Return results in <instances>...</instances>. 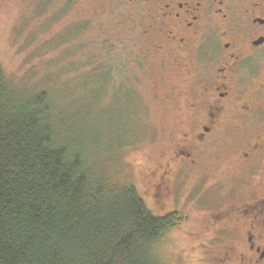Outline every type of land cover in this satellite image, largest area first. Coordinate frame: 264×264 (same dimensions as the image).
<instances>
[{
    "label": "flooded vegetation",
    "instance_id": "obj_1",
    "mask_svg": "<svg viewBox=\"0 0 264 264\" xmlns=\"http://www.w3.org/2000/svg\"><path fill=\"white\" fill-rule=\"evenodd\" d=\"M118 7L143 46L129 49L131 66L119 54V89L138 93L152 81L155 91L157 77L173 112L147 198L156 208L193 200L199 209L205 189L214 195L230 183L225 204L199 212L197 232H188L211 234L214 264H264V0H118ZM196 188L203 189L188 191Z\"/></svg>",
    "mask_w": 264,
    "mask_h": 264
},
{
    "label": "trees",
    "instance_id": "obj_2",
    "mask_svg": "<svg viewBox=\"0 0 264 264\" xmlns=\"http://www.w3.org/2000/svg\"><path fill=\"white\" fill-rule=\"evenodd\" d=\"M137 96L117 87L122 116ZM53 106L45 90L21 93L0 64V264H166L159 246L185 213L157 216L131 180L100 173L89 160L107 152L99 131L86 145L85 113L70 125Z\"/></svg>",
    "mask_w": 264,
    "mask_h": 264
},
{
    "label": "rangeland",
    "instance_id": "obj_3",
    "mask_svg": "<svg viewBox=\"0 0 264 264\" xmlns=\"http://www.w3.org/2000/svg\"><path fill=\"white\" fill-rule=\"evenodd\" d=\"M132 25L133 18L119 9L118 0H76L75 5L69 0H0V64L21 93H50L53 107L64 114L67 124L80 121L79 115L85 113L88 123L82 129L83 141L87 140L86 145L93 141L95 129L100 133V148L107 150L97 149L89 159L100 173L131 180L157 216L174 208L187 214L188 222L169 231L159 246L164 263L214 264L216 245L209 239L211 234L188 231L197 232L192 224L199 212L205 214L225 204L230 198V183H222L214 195L205 189L199 209H193V200L189 205L171 203L156 208L147 198V188L152 180L151 165L167 145L173 129L172 107L164 106L157 77L153 78L155 91L148 84L152 81L140 83L137 104L131 106L133 112L128 111V116H122V98L120 105L113 101L121 77L119 54L131 66V46L136 51L143 49L135 40L137 30ZM102 79L107 82L104 89ZM127 141L130 144L123 146ZM200 189L203 188L188 191L194 194Z\"/></svg>",
    "mask_w": 264,
    "mask_h": 264
}]
</instances>
